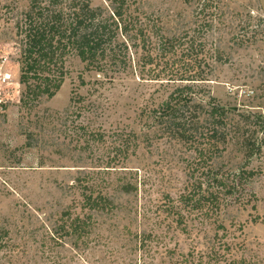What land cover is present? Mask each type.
<instances>
[{"label": "rangeland", "instance_id": "1", "mask_svg": "<svg viewBox=\"0 0 264 264\" xmlns=\"http://www.w3.org/2000/svg\"><path fill=\"white\" fill-rule=\"evenodd\" d=\"M30 7L31 0H0V56L14 76L0 111V264H264V147L249 156L231 143L218 156L220 172L247 165L258 174L244 191L248 204L232 195L213 207L211 163L163 132L154 110L174 84L154 79L162 64L142 50L107 76L67 52L57 94L24 102ZM132 10L181 41L169 54L180 69L174 64L161 78L178 79L183 63L205 58L209 80L198 85L206 100L216 98L235 120H264V0H135ZM126 138L127 158L119 155ZM89 188L113 207L90 210ZM184 194L193 200L181 206ZM77 218L86 226L80 233L70 227Z\"/></svg>", "mask_w": 264, "mask_h": 264}, {"label": "trees", "instance_id": "2", "mask_svg": "<svg viewBox=\"0 0 264 264\" xmlns=\"http://www.w3.org/2000/svg\"><path fill=\"white\" fill-rule=\"evenodd\" d=\"M133 1L105 0L104 4L95 5L93 0H31L26 15L29 26L23 32L25 38L20 61V82L26 86L24 102L26 98L41 95L52 98L57 94L65 81L63 68L58 65L59 62L64 63L62 57L67 52L74 51L87 69L107 76L112 69H125L128 64L132 65V56L142 50L147 53L149 63L157 60L156 65L162 64L163 74L159 72L154 79L174 84L166 100L154 110L163 132L192 143L200 150L199 158L202 156L211 163L207 173L211 190L206 199L213 207H219L228 196L236 195L241 204H248L250 198L247 199L244 191L258 174L257 170L240 165L234 170L220 172L215 163L231 143L244 155L261 153L264 138L260 132L264 120L250 113H241L235 120L231 118L234 111L217 103L216 98L209 95L206 100L208 91L198 85L209 80L206 67L209 68L210 64L205 58L183 63L186 69L178 79L161 78L169 73L165 69L174 64L180 69L178 63L181 60H172L169 54L181 41L160 34L158 24L132 10ZM81 83L87 84L84 80ZM84 130L90 137L104 138L102 133L92 134L86 128ZM130 140L126 138V143L121 144L120 156L124 154L127 158L131 147L127 146L131 145L127 141ZM182 197L180 205H188L193 200L191 194ZM84 202L90 210L113 207L107 195L102 192L95 195L92 189L84 192ZM193 207L199 206L194 204ZM83 224L84 221L77 218L70 227L80 233L86 230ZM179 224L183 230L186 229L183 220Z\"/></svg>", "mask_w": 264, "mask_h": 264}, {"label": "built area", "instance_id": "3", "mask_svg": "<svg viewBox=\"0 0 264 264\" xmlns=\"http://www.w3.org/2000/svg\"><path fill=\"white\" fill-rule=\"evenodd\" d=\"M14 80V76L11 70L6 67V58L0 56V111L2 110V91L9 84H12Z\"/></svg>", "mask_w": 264, "mask_h": 264}]
</instances>
